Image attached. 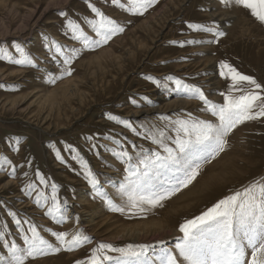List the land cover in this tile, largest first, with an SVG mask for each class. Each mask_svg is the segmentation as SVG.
<instances>
[{
  "label": "rangeland",
  "instance_id": "374dc122",
  "mask_svg": "<svg viewBox=\"0 0 264 264\" xmlns=\"http://www.w3.org/2000/svg\"><path fill=\"white\" fill-rule=\"evenodd\" d=\"M129 3L130 0H0V48L19 59L21 54L15 50L19 45L36 65L18 66L0 60V156L12 162L0 170V231L5 233L6 241L21 247H25L22 235H30V225L55 246L59 242L54 232L79 230L90 238L73 251L62 249L29 258L26 264L87 261L102 243L114 248H150L159 242L172 246L182 237L179 228L186 220L199 216L235 191L264 181L261 117L239 125L228 137V149L206 164L189 187L164 201L163 207L144 214L128 212L127 208L125 213L110 210L108 200L118 206L127 202L122 188L127 183L125 169L129 162L117 153L127 151L133 165L143 155L141 148L164 154L137 132L143 133L152 125L162 127L165 122L159 119L161 115L176 119L188 118L191 113L193 118L217 122L211 112L203 110V101L178 94L173 90L174 82L165 81V77L171 75L197 85L215 104L225 103L221 93L227 94L232 84L230 77L220 75L221 61L264 85V23L250 10L235 4L225 6L221 0H157L140 15L127 11ZM89 4L124 29L100 47L85 48L81 41L73 39L67 27L72 20L91 40L99 39L88 23L99 19ZM212 11L219 12L217 17H210ZM221 11L227 15L222 16ZM189 23L218 26L217 30L225 35L217 37L193 30ZM244 25L247 31L241 35ZM53 41L61 46L63 55L56 51ZM199 48V52L194 51ZM74 49L80 51L76 53ZM65 56L74 57L70 65L63 63ZM68 67L71 75L65 73ZM148 76L167 83L168 88L157 87ZM239 86L246 90L250 87L246 83ZM241 94L232 92L233 96ZM109 114L129 121L137 131L109 119ZM238 134L240 138L236 140ZM168 135L174 137L175 133L168 130ZM58 151L63 162L57 158ZM231 151L232 160L224 159ZM85 163L98 181L95 189L86 178ZM13 168L15 174L10 175ZM41 176L46 185L41 183ZM28 184L36 187L29 190ZM53 184L57 186L60 212L50 216L47 212L53 205ZM40 190L47 199L37 204ZM180 194L191 200L176 203ZM169 210L175 212L169 216L173 224L167 230L157 231L155 225L140 231L137 226L131 229V225L146 224V220H160ZM10 212L16 213L15 218ZM4 242L0 240V264H6L10 257ZM106 254L129 259L116 251L106 250ZM115 261L106 264H116Z\"/></svg>",
  "mask_w": 264,
  "mask_h": 264
},
{
  "label": "snow or ice",
  "instance_id": "6c2138e0",
  "mask_svg": "<svg viewBox=\"0 0 264 264\" xmlns=\"http://www.w3.org/2000/svg\"><path fill=\"white\" fill-rule=\"evenodd\" d=\"M112 2L118 3L119 0H112ZM156 2L157 0H130L127 11L142 15ZM221 2L225 6L235 4L248 9L258 21L264 23V0H221ZM89 7L99 17L98 20L88 21L99 39L91 40L80 25L72 20L67 22L73 39L81 41L85 48L100 47L113 36L123 32V27L117 21L105 16L93 5L89 4ZM121 7H123L122 4ZM188 27L214 33L217 37L225 35L223 31L217 30L218 26L189 23ZM187 43H197V41H187ZM55 47L56 51L63 55L58 43H55ZM15 50L21 54L19 59L14 58L8 49L0 48V60L18 66H36L34 60L25 55L19 45H16ZM73 51L78 53L80 50ZM73 59V56H65L63 63L70 65ZM71 71L70 67L65 68L66 74L71 75ZM220 75L230 77L232 81L228 93H221L225 98L224 104L213 103L197 85L187 84L182 79L171 75L164 78L165 81L174 82L173 90L178 94L203 101L206 106L203 110L211 112L217 122L193 118L191 113L188 114V118L178 116L176 119L161 115L159 119L165 122L162 127L152 125L146 127L143 133L137 132V135H143L145 139L151 140L152 144L161 148L164 154L162 155L160 151L149 152L141 148L143 155L133 165L132 157L127 151L117 153L121 159L129 162L125 169L127 183L122 188L127 196V202L124 206H118L108 200L111 211L125 213L127 208L128 212L144 214L154 208L163 207L164 201L189 187L201 174L206 164L211 163L228 149V137L239 125L264 117V85L258 83L254 77L242 74L226 61L220 62ZM147 79L155 83L157 87L168 88L167 83H162L155 77L148 76ZM241 83H246L250 87L246 90L239 86ZM233 91H239L242 94L233 96ZM144 99L148 100L147 97ZM148 102L151 103L150 100ZM108 118L122 123L134 132L137 131L127 120H121L111 114ZM168 130L175 133L174 137L168 135ZM168 141H171V145L174 146H170ZM57 158L63 162L59 151ZM11 164L7 156H0V170H4V165ZM85 169L86 178L95 189L98 181L91 170L87 169L86 163ZM14 174L15 168L10 175ZM41 183L45 185L47 183L42 176ZM35 187L34 184L26 185L29 190ZM51 187L53 205L47 212L50 216L60 212V204L56 197L57 186L53 184ZM98 195L103 197L105 194L98 192ZM46 199L43 190L37 192V204ZM9 215L15 218L16 213L10 212ZM16 223L20 224V221L16 220ZM179 231L183 235L178 238L179 242L175 245V251L165 249L157 257L159 264H264V181L253 182L220 199L199 216L182 223ZM28 232L30 235L27 233L22 235L25 247H21L15 242L6 241L5 233L0 231V240L5 241L4 246L10 253L6 264H26L29 258L47 256L58 253L62 249L73 251L90 240L79 230L73 233L54 232L52 235L59 242V246H55L41 236L34 225L29 226ZM147 247V245L137 247L129 245L126 248H114L111 244L102 243L93 249L87 261H77L76 264H106L107 261L114 259L116 264H155L152 260L141 259ZM106 250L119 252L121 257L129 259L121 260L108 256Z\"/></svg>",
  "mask_w": 264,
  "mask_h": 264
},
{
  "label": "bare ground",
  "instance_id": "6f19581e",
  "mask_svg": "<svg viewBox=\"0 0 264 264\" xmlns=\"http://www.w3.org/2000/svg\"><path fill=\"white\" fill-rule=\"evenodd\" d=\"M218 10V9H217ZM220 11V10H219ZM222 12V11H221ZM217 14H219V12H214V11H212V13L210 14V17L212 18V17H214V16H216ZM227 14H225L224 12H222V16H226ZM209 17V16H208ZM217 17V16H216ZM246 19V18H245ZM246 20H248V19H246ZM226 24V23H225ZM247 31V27L244 25V26H242V30H241V35H243V34H245V32ZM200 36H202V35H200ZM208 36H210V35H208ZM200 49L201 48H199V49H194V51H197V52H199L200 51ZM203 69H204V67H203ZM202 69V70H203ZM210 77V76H209ZM209 77H207V80H213L212 78H213V76L212 77H210V79H209ZM206 80V81H207ZM212 83V82H211ZM211 83H209L208 85H212ZM214 84V83H213ZM217 98V97H216ZM240 136V134H238V135H236V137H234L236 140H238V138H240L239 137ZM234 138H233V140H234ZM235 152V151H234ZM234 153H233V151H231V152H229L228 153V155L227 156H223V158L224 159H226V160H232V155H233ZM227 162V161H226ZM187 196L186 195H183L182 196V194H180L179 195V197H176L177 199L175 200V202L176 203H180L181 205L182 204H184L183 202H185V204H187V202L189 201V200H191V199H189V198H186ZM192 197V196H191ZM195 198V197H194ZM188 200V201H187ZM179 204V205H180ZM188 205H189V203H188ZM187 205V206H188ZM176 210V209H175ZM175 210H169L168 212H167V214H166V216H164V217H162V218H160V220L159 219H153V220H146V224H138V225H131V229L133 228V226H137V229L140 231V229H142V227H144L145 229L146 228H149L150 226H152V225H155V226H157L158 227V230L157 231H161V230H167V228L168 227H170V225H172L173 224V221L171 222L170 221V218H169V216H170V214L171 213H174L175 212ZM108 217H110V218H113L114 219V216H112V215H109ZM152 221V222H151ZM124 225H122V227H123ZM133 230V229H132ZM178 232V231H177ZM170 235H173V236H175V234H173V233H171ZM179 235V234H178ZM158 238V237H157ZM157 238H155V239H157ZM179 242V240L177 239L175 242H174V244H172V246H167V245H164V243H158L155 247H150V248H147L148 250L145 252V254H144V256L141 258V259H148V260H152V261H154L155 262V264H159V261H158V259H157V257H159L160 256V254L165 250V249H173L174 251H175V245L177 244ZM72 256V255H71ZM131 259H135V258H131ZM116 262V261H115Z\"/></svg>",
  "mask_w": 264,
  "mask_h": 264
}]
</instances>
